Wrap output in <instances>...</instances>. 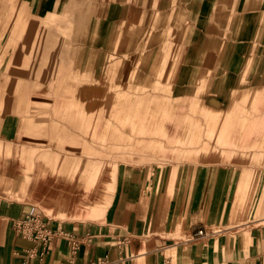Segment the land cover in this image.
<instances>
[{"label": "crops", "instance_id": "1", "mask_svg": "<svg viewBox=\"0 0 264 264\" xmlns=\"http://www.w3.org/2000/svg\"><path fill=\"white\" fill-rule=\"evenodd\" d=\"M17 1L0 25V264L32 247L12 225L29 212L66 233L39 264H264V0H66L55 24L64 0ZM127 141L132 159L81 154ZM86 161L110 164L103 209L85 205Z\"/></svg>", "mask_w": 264, "mask_h": 264}, {"label": "rangeland", "instance_id": "2", "mask_svg": "<svg viewBox=\"0 0 264 264\" xmlns=\"http://www.w3.org/2000/svg\"><path fill=\"white\" fill-rule=\"evenodd\" d=\"M27 1V0H26ZM28 5V2H23V4H21V10L23 11L25 8L24 6ZM23 5V6H22ZM20 7V3L17 0H0V25H2V20L5 17H10V19L6 20L7 22H11L12 21V16L16 13V11L18 10V8ZM78 7H76V5L74 4V2H67L66 0L63 1V3L61 2H57V3H53V6L50 8V10H54L56 11V14H50L48 16H50V19H47L49 21H51V23L55 24L57 22H63L66 21L65 17L67 16L66 11L67 10H78ZM45 19H42V21ZM23 22V21H22ZM44 22V21H43ZM24 23V22H23ZM41 22L38 21L37 27L41 28L40 26ZM27 25V24H26ZM205 122V120H204ZM209 128L207 129L206 132H204V136L206 138L210 139V132H209ZM213 137V135H212ZM211 137V138H212ZM200 136H197V139H199ZM105 140V139H104ZM104 140L101 141V143L103 144ZM131 141H127L126 146L123 147H112L111 152L108 151L107 147H102V148H97V150H94V148L92 147H88L85 151L82 150L83 152H81V154H83L84 156H86V158H111L113 155H117L116 158L122 159V158H126V159H132V157L130 156L132 151H140V145L141 142L136 141V146H137V150L135 148L131 147ZM170 154V158H177L175 152L177 151H171ZM159 153L161 155V157H167L166 154V150H164V148L160 147L159 148ZM143 161L149 160L147 159L146 155H143ZM93 165H101V167H99V171L100 174H97L96 179L94 181L95 184V189L94 191L97 193L99 192V194H95V195H85L84 199H85V205L86 206H91L93 204H96L97 201H101V209L104 208V206L108 203L109 201V195H105L106 192H108V190H110L111 188V178H109L108 172H110V168L107 167L110 164H92V162H87L84 164L85 166V170H88L85 172V179L88 180V182H91V176L93 174ZM107 165V166H106ZM98 169V168H96ZM80 174H82L80 172ZM96 174V173H94ZM100 176V178H99ZM86 180V181H87ZM100 180V181H99ZM99 183V184H98ZM86 184V183H85ZM97 187V188H96ZM89 198V199H88ZM93 200V203H92ZM180 237H182L183 239L186 238V236L184 234H182Z\"/></svg>", "mask_w": 264, "mask_h": 264}, {"label": "built area", "instance_id": "3", "mask_svg": "<svg viewBox=\"0 0 264 264\" xmlns=\"http://www.w3.org/2000/svg\"><path fill=\"white\" fill-rule=\"evenodd\" d=\"M12 225L21 238L33 244L31 248L25 249L21 258V264H39L40 252L38 245H44L57 236L66 234L62 230L53 228L48 218L31 212L24 214L22 217L15 218ZM203 233H206L204 229L197 232L198 235H202ZM68 236L71 240V250L75 253L80 245V239L77 240L72 235ZM37 259H39L38 263L35 262Z\"/></svg>", "mask_w": 264, "mask_h": 264}, {"label": "bare ground", "instance_id": "4", "mask_svg": "<svg viewBox=\"0 0 264 264\" xmlns=\"http://www.w3.org/2000/svg\"><path fill=\"white\" fill-rule=\"evenodd\" d=\"M40 172V171H39ZM96 176H97V173L96 174H94V175H92L91 177V182L89 181L87 184L89 185V186H93V184H94V181H95V179H96ZM90 183V184H89ZM99 184V183H98ZM40 185V184H39ZM57 185V184H56ZM82 185H83V183H82ZM39 187V186H38ZM65 187V186H64ZM61 188V187H60ZM97 188V187H96ZM81 190V189H80ZM94 194V193H93ZM89 199V198H88Z\"/></svg>", "mask_w": 264, "mask_h": 264}]
</instances>
